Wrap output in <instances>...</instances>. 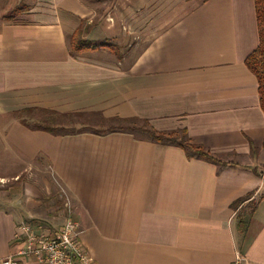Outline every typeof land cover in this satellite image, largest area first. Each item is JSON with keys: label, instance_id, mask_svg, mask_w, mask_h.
<instances>
[{"label": "crops", "instance_id": "obj_1", "mask_svg": "<svg viewBox=\"0 0 264 264\" xmlns=\"http://www.w3.org/2000/svg\"><path fill=\"white\" fill-rule=\"evenodd\" d=\"M79 29L118 50L75 53ZM258 45L255 0H0V178L45 162L74 204L48 225L50 186L1 193L0 264L21 223L54 233L68 217L96 264H264V111L246 64ZM55 117L82 120L41 125ZM131 119L186 129L225 163L110 131Z\"/></svg>", "mask_w": 264, "mask_h": 264}, {"label": "built area", "instance_id": "obj_2", "mask_svg": "<svg viewBox=\"0 0 264 264\" xmlns=\"http://www.w3.org/2000/svg\"><path fill=\"white\" fill-rule=\"evenodd\" d=\"M30 222L19 225L15 238L21 247L3 260V264H19L20 257H32L43 264H96L92 253L79 239L80 222L68 217L63 226L54 233L40 232ZM231 264H254L237 255Z\"/></svg>", "mask_w": 264, "mask_h": 264}, {"label": "trees", "instance_id": "obj_3", "mask_svg": "<svg viewBox=\"0 0 264 264\" xmlns=\"http://www.w3.org/2000/svg\"><path fill=\"white\" fill-rule=\"evenodd\" d=\"M256 13H257V22L259 29V45L257 48L246 58V64L249 69L256 75L258 80V91L260 96L261 107L264 111V0H255ZM71 44L73 47V51L75 53H79L81 50L85 49H96L100 46H104L105 44L98 41L78 38L71 39ZM125 123H131V126H121L112 128L110 131H127L130 133H141L142 136H145L152 141L180 146L185 150L189 157H196L200 159H204L215 164H223L225 161L221 156H218L211 152L208 148L195 144L191 141L188 136V132L186 129H178L172 131H159L152 128L147 121L144 122V126L136 125L137 122L142 120L139 119H131L124 120ZM53 133L64 134L67 133L65 130H50ZM140 136V135H138ZM264 148V141H263ZM255 148H253V151ZM232 163V162H231ZM241 230L244 231L246 229V221L241 220Z\"/></svg>", "mask_w": 264, "mask_h": 264}, {"label": "rangeland", "instance_id": "obj_4", "mask_svg": "<svg viewBox=\"0 0 264 264\" xmlns=\"http://www.w3.org/2000/svg\"><path fill=\"white\" fill-rule=\"evenodd\" d=\"M14 10L13 12H16ZM12 13V12H11ZM83 30V27H81ZM81 29L74 33L71 39H80L82 38ZM101 42V41H99ZM110 50H118L117 44H115L112 40H106L103 42ZM104 45V46H105ZM101 47V46H100ZM98 47V48H100ZM90 50V49H89ZM83 50L79 51L82 52ZM122 52V51H121ZM123 54L125 52H122ZM78 120H82L80 117L73 118L72 121H69L68 118L63 117H55L56 124L50 122H44L41 125L51 126V127H59V125H66L69 127H79L80 124ZM58 124V125H57ZM124 126H131V123H122ZM93 125V123H92ZM136 125L144 126V122H137ZM106 126V125H101ZM108 126V124H107ZM138 135L142 136L141 133ZM24 183H28L29 185L37 186L40 188V185L47 184L50 186V192L48 194L45 193L43 201L39 206V211L42 212V222L51 225L52 222L60 221L67 214V209H70L74 206L70 197L67 196L63 187L57 181L53 175L51 174V170L47 163L45 162H35L33 164H27V170L20 175V178H0V194L5 193L7 196H13L18 192L19 187L23 186ZM42 189V188H41Z\"/></svg>", "mask_w": 264, "mask_h": 264}]
</instances>
